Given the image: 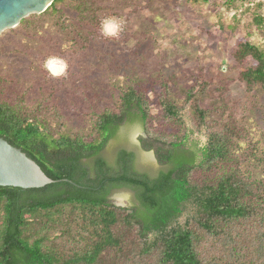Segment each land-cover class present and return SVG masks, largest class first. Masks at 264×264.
I'll use <instances>...</instances> for the list:
<instances>
[{
	"label": "trees",
	"instance_id": "obj_1",
	"mask_svg": "<svg viewBox=\"0 0 264 264\" xmlns=\"http://www.w3.org/2000/svg\"><path fill=\"white\" fill-rule=\"evenodd\" d=\"M238 1L246 3L263 40L262 46L238 43L234 58L255 62L238 77L248 91L264 94V2L224 0ZM60 2L41 13H61ZM71 2L78 20L97 21L93 0ZM195 94L188 89L181 105L166 93L159 97L163 118L182 127L181 134L167 139L146 129L148 137H139L143 149L168 165L156 176L135 168L134 151L118 148L111 162L101 155L121 125L137 120L146 126L152 117L147 96L133 86L121 90L117 111L97 115L91 140L53 136L38 115L0 100V136L49 177L72 181L0 185V264H264V129L260 146L242 147L244 128H209V109L191 102ZM193 126L205 136L194 148L188 144ZM251 166H261V173L253 175ZM122 187L134 190L137 205L112 202L110 192Z\"/></svg>",
	"mask_w": 264,
	"mask_h": 264
},
{
	"label": "rangeland",
	"instance_id": "obj_2",
	"mask_svg": "<svg viewBox=\"0 0 264 264\" xmlns=\"http://www.w3.org/2000/svg\"><path fill=\"white\" fill-rule=\"evenodd\" d=\"M93 1L96 22L78 20L71 0H63L56 5L61 13L29 14L25 27L18 24L0 33V100L38 115L53 136L91 140L97 115L117 111L123 88L130 85L143 91L151 119L146 126L137 120L121 125L101 155L111 162L118 148L134 151L135 168L150 176L168 165H160L153 150L143 149L139 137H148L154 129L167 139L182 132L177 123L163 118L161 93L181 105L193 88L191 102L209 109V128H244L242 147L260 146L264 94L259 88L248 91L238 77L255 62L233 56L239 42L263 43L246 3ZM49 63L59 66V72L53 73ZM191 136L192 148L205 139L194 126ZM250 169L259 175L262 168ZM109 198L125 207L138 204L128 187L112 190ZM64 247L59 245L60 250Z\"/></svg>",
	"mask_w": 264,
	"mask_h": 264
},
{
	"label": "water",
	"instance_id": "obj_3",
	"mask_svg": "<svg viewBox=\"0 0 264 264\" xmlns=\"http://www.w3.org/2000/svg\"><path fill=\"white\" fill-rule=\"evenodd\" d=\"M52 1L0 0V33L7 28L15 27L29 14L43 12ZM61 180L72 182L67 178L49 177L34 159L0 136V185L31 188Z\"/></svg>",
	"mask_w": 264,
	"mask_h": 264
},
{
	"label": "bare ground",
	"instance_id": "obj_4",
	"mask_svg": "<svg viewBox=\"0 0 264 264\" xmlns=\"http://www.w3.org/2000/svg\"><path fill=\"white\" fill-rule=\"evenodd\" d=\"M48 67L51 69L53 73L59 72V66H57L55 63H49Z\"/></svg>",
	"mask_w": 264,
	"mask_h": 264
},
{
	"label": "built area",
	"instance_id": "obj_5",
	"mask_svg": "<svg viewBox=\"0 0 264 264\" xmlns=\"http://www.w3.org/2000/svg\"><path fill=\"white\" fill-rule=\"evenodd\" d=\"M256 1H263L264 2V0H256Z\"/></svg>",
	"mask_w": 264,
	"mask_h": 264
}]
</instances>
